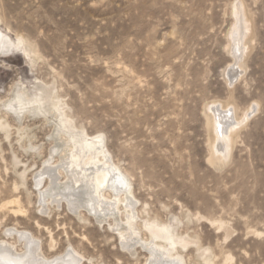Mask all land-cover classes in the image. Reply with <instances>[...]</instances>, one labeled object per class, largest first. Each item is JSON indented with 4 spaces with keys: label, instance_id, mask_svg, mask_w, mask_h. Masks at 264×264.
<instances>
[{
    "label": "rangeland",
    "instance_id": "1",
    "mask_svg": "<svg viewBox=\"0 0 264 264\" xmlns=\"http://www.w3.org/2000/svg\"><path fill=\"white\" fill-rule=\"evenodd\" d=\"M239 17L246 38L232 34ZM0 31L28 53L0 56V243L22 253L5 234L16 229L46 259L147 264L154 223L184 242L181 264H264V0H0ZM215 107L252 108L229 146L214 136ZM86 136L130 186V250L123 209L41 206L49 181L36 176L54 170L62 186ZM212 145L230 151L217 160Z\"/></svg>",
    "mask_w": 264,
    "mask_h": 264
},
{
    "label": "bare ground",
    "instance_id": "2",
    "mask_svg": "<svg viewBox=\"0 0 264 264\" xmlns=\"http://www.w3.org/2000/svg\"><path fill=\"white\" fill-rule=\"evenodd\" d=\"M239 15L241 14L239 13ZM241 18L242 17L238 18V25L235 30H233L234 28L232 29L234 31H232V34L233 36L246 38L250 36V26L249 23H246L243 27L242 19L245 18ZM17 43V45L13 44L10 39L0 31V56L9 54L13 48H16L19 52L22 51L27 57V51L25 49L20 50L19 47V45H22L23 42L19 40ZM245 46L246 43L244 47ZM238 58H240V56H238ZM232 73L234 72L232 71ZM232 80L230 82H232ZM251 109L252 108H250V110ZM250 110L244 112L240 118H237L234 108L232 110H229V108L225 109L223 107L213 108L212 113L214 121L212 124L215 138L219 142L229 146L232 141L233 132L240 128L239 126L241 124L246 123L249 120L251 116ZM216 139H214V141ZM77 141L73 140L72 143L75 151L73 150L74 152L69 154L71 155L69 156L71 157V160L68 157L69 162L65 163L62 167L66 178V182L63 183L62 186L57 185L61 173L55 172L54 170H47L48 172H41L36 176L35 180L37 184H40L43 177H46L49 181L48 188L44 192H39L41 206H45L44 200L46 198L45 196H47L51 203L54 202L58 204L60 201H64L72 212L76 213L80 210H86L89 214L93 215V217H105L109 213H115V211H121V209H123L127 220L131 223L129 231L121 235L122 246L123 248L128 249V244L130 242L133 243V241H138L137 236L139 234V232H136L137 229L133 227L136 221V216L130 186L125 183L122 178H120L117 170L111 168L108 163H105L108 158L100 148L99 139L89 140L87 136L80 139V149L78 148L79 146L76 147L78 145ZM95 147L97 148V151H95V153L91 152V150ZM226 148L227 150H225V152L221 150V152H219V150L216 149V146L214 150L212 149L213 153L218 156L216 158L217 160L226 157V152L229 150L228 147ZM99 156L102 160H104V169H102L103 167L98 169H96L97 167L94 168V165L101 166L100 164L102 161L98 158ZM104 192H112L115 197L111 201V198L106 197ZM104 221L105 220L101 218L98 222L101 224ZM145 227L149 231L151 237V244L146 246L150 250V260L147 264H181L180 260L177 258V246L184 248V242L182 243V241L173 237L170 234L169 227H162L154 223L146 224ZM113 230L117 231V228H113ZM5 234L7 236H16L17 240L24 244V251L22 253H17L14 251L13 247L6 242L0 243V264H83L84 262V258L73 250H69L65 254L54 259H46L43 256L40 244L31 234L27 232H20L16 229H8L5 231Z\"/></svg>",
    "mask_w": 264,
    "mask_h": 264
}]
</instances>
